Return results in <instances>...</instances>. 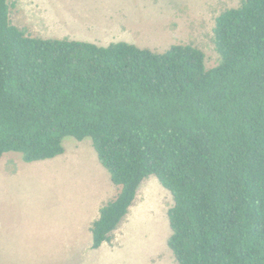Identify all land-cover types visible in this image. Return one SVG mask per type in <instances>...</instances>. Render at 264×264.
I'll return each instance as SVG.
<instances>
[{"label":"trees","instance_id":"trees-1","mask_svg":"<svg viewBox=\"0 0 264 264\" xmlns=\"http://www.w3.org/2000/svg\"><path fill=\"white\" fill-rule=\"evenodd\" d=\"M0 0V159L26 163L91 138L117 197L92 226L112 242L145 179L171 192L179 264H264V0L216 20L220 63L189 44L164 52L33 37Z\"/></svg>","mask_w":264,"mask_h":264},{"label":"rangeland","instance_id":"rangeland-1","mask_svg":"<svg viewBox=\"0 0 264 264\" xmlns=\"http://www.w3.org/2000/svg\"><path fill=\"white\" fill-rule=\"evenodd\" d=\"M241 1L11 0V18L14 25L29 35L44 39L91 40L100 46L128 42L155 52H164L176 44L193 45L205 53L206 68L211 69L221 61L214 42L216 20L225 10L238 7ZM108 14L119 16L118 22L124 25L107 19ZM64 149L63 158L38 161V166V163L27 166L22 160L20 183L13 187H7L0 178V224H4L7 216L26 222L20 210L29 207L33 211L30 220L38 229L32 247H21L17 258L0 256V264H68L55 251L61 242L60 219L66 207L73 206L78 211L91 203L107 182L98 176V166L105 168L91 138L79 141L67 137ZM113 186L117 197L120 188ZM27 189L31 191L29 197ZM173 206L171 192L157 177H148L140 185L134 204L119 227L118 240L110 245L111 252L82 253L70 260V264H179L168 246L172 234L168 212ZM51 225V236L39 235V229L49 230ZM8 248L6 245L1 254L13 256ZM15 250H19L18 243Z\"/></svg>","mask_w":264,"mask_h":264},{"label":"crops","instance_id":"crops-1","mask_svg":"<svg viewBox=\"0 0 264 264\" xmlns=\"http://www.w3.org/2000/svg\"><path fill=\"white\" fill-rule=\"evenodd\" d=\"M119 16L108 14L109 20H116L118 22ZM123 19V18H121ZM121 25L123 23L118 22ZM98 24L97 26H100ZM112 26V24H107ZM96 26V25H93ZM106 26V25H105ZM123 27V26H122ZM87 42H94L91 40H86ZM95 43V42H94ZM66 152V151H65ZM14 152L6 153L0 159V178L5 180L8 186H15L20 183L19 174L23 171L21 165H24L22 162V156L13 154ZM65 153L62 155L61 158ZM60 157V156H59ZM58 158V157H57ZM53 160V159H51ZM38 163V164H37ZM37 164V165H36ZM28 165H40L39 162L27 163ZM11 167V169H7ZM98 176L104 179L107 184L104 189L95 196V199L85 206L83 209H78L76 211L73 206L69 208L66 207L62 218L60 219V239L59 249L55 250L56 253L60 254V258L63 260L67 259V263L70 264V260L78 258L82 253L94 251L96 254L105 252L106 254L110 253L113 247L110 245L118 240V231L119 228L114 232L112 242H105L98 249L93 248V235H92V226L100 218V210L104 204L116 198L112 189H114V184L111 181L110 174L105 169H101L99 166L97 168ZM106 171V172H105ZM21 186V185H19ZM31 191L26 190V196H30ZM24 213L26 222L22 223L19 219H11L10 216L5 218L4 224L9 225L10 228L4 224H0V256L6 258H17L19 256L20 248L32 247L38 236L37 224L32 223L30 217L33 213L32 209L29 207H23L20 210ZM37 219V216H36ZM34 222V221H33ZM120 227V226H119ZM10 232V233H8ZM49 233V235H47ZM12 234L15 235L13 238ZM52 234V225L49 227V230L46 228L39 229L40 236H51ZM55 237V236H54ZM53 236L48 239L52 241ZM18 243L19 250L16 251V244ZM6 245L9 246L8 249H11L9 252H12L13 256L2 255V252H5ZM54 246V242H53ZM16 251V253H15ZM15 253V254H14Z\"/></svg>","mask_w":264,"mask_h":264}]
</instances>
